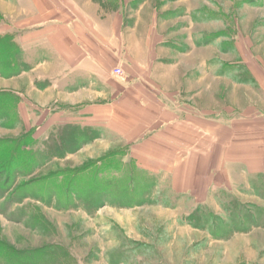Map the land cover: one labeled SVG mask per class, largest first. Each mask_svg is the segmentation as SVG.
<instances>
[{"label":"rangeland","instance_id":"374dc122","mask_svg":"<svg viewBox=\"0 0 264 264\" xmlns=\"http://www.w3.org/2000/svg\"><path fill=\"white\" fill-rule=\"evenodd\" d=\"M93 1L110 79L199 142L163 139L168 122L126 140L128 112L114 133L49 117L14 80L48 45L21 44L0 0V264H264V0Z\"/></svg>","mask_w":264,"mask_h":264},{"label":"crops","instance_id":"0c3cea01","mask_svg":"<svg viewBox=\"0 0 264 264\" xmlns=\"http://www.w3.org/2000/svg\"><path fill=\"white\" fill-rule=\"evenodd\" d=\"M10 2L11 31L24 33L27 37L26 40L19 39V42L23 45H34L37 42L48 45L49 55L44 57L47 61L32 63L33 65L28 63L30 73H24L22 77L14 80L20 81L27 76L29 87H32L28 89L27 94L46 99L51 111L55 108L53 113L49 110V117H66L67 108L73 106L77 115L94 118L92 124L101 122L109 132L114 133L129 123L125 114L133 113L132 126L127 135H124L126 140H136L148 129L168 122L164 130H160L163 139L175 135L176 140L179 139L178 143H181L180 149L194 150L199 141L194 139L193 131L183 127L181 123L171 122L175 118L174 115L178 116L176 105L167 108L158 98L149 94L140 99L138 94L127 92L126 88L122 90L123 86L110 79L109 70L113 72L114 69L120 68L115 67V60L118 59L107 43V36L111 32L107 26L100 27L93 0ZM85 77L92 83L89 88H84V83L80 82V79ZM98 88L102 90L101 93ZM83 91L89 93L85 96V101ZM100 94L101 99L98 97ZM79 104L82 107L78 106ZM117 119L123 120L116 121ZM184 136L186 143H182ZM207 145L208 142L200 143L202 148ZM186 158L191 157L187 154Z\"/></svg>","mask_w":264,"mask_h":264},{"label":"built area","instance_id":"2783aa9c","mask_svg":"<svg viewBox=\"0 0 264 264\" xmlns=\"http://www.w3.org/2000/svg\"><path fill=\"white\" fill-rule=\"evenodd\" d=\"M113 74L115 75V77H119L121 75V70L116 68L113 70Z\"/></svg>","mask_w":264,"mask_h":264}]
</instances>
